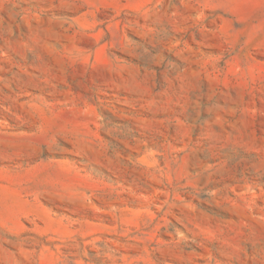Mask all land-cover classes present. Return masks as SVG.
<instances>
[{"label":"rangeland","instance_id":"374dc122","mask_svg":"<svg viewBox=\"0 0 264 264\" xmlns=\"http://www.w3.org/2000/svg\"><path fill=\"white\" fill-rule=\"evenodd\" d=\"M0 264H264V0H0Z\"/></svg>","mask_w":264,"mask_h":264}]
</instances>
